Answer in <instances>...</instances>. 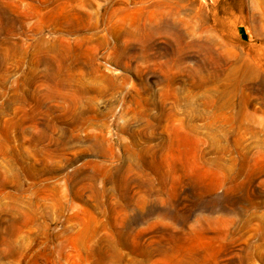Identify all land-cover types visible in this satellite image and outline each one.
<instances>
[{
	"label": "rangeland",
	"instance_id": "374dc122",
	"mask_svg": "<svg viewBox=\"0 0 264 264\" xmlns=\"http://www.w3.org/2000/svg\"><path fill=\"white\" fill-rule=\"evenodd\" d=\"M0 264H264V0H0Z\"/></svg>",
	"mask_w": 264,
	"mask_h": 264
},
{
	"label": "bare ground",
	"instance_id": "6f19581e",
	"mask_svg": "<svg viewBox=\"0 0 264 264\" xmlns=\"http://www.w3.org/2000/svg\"><path fill=\"white\" fill-rule=\"evenodd\" d=\"M169 7L167 3L163 4H157L155 7ZM79 16L77 17H71V16H65L59 23L60 26L63 28H67L69 30L72 29H79L80 27H84V16L78 14ZM166 20H161L159 23L156 24H150L147 26L146 24L142 23V26L140 23L135 24L132 26V28L125 29L122 32H119L116 34V39H117V45L115 47V55H116V60H120L121 57H123L125 48L127 43L129 41L135 40V41H146L144 36H150L155 33H161V31H164V28L166 27ZM94 35V34H93ZM93 35L90 36H83L79 39V43L84 41L86 44L90 42H94L95 45H103L106 43V39L104 38H97L95 41L93 38ZM120 43H123L124 45L120 47ZM68 47L64 48H56L55 49V55L56 57L65 63L68 67V70L71 71L73 68H78L82 67L84 63L87 61V58L84 57L83 55L86 53L85 49H80L82 47H79L80 50L76 49L77 47H72L71 44L67 43ZM113 51V50H112Z\"/></svg>",
	"mask_w": 264,
	"mask_h": 264
}]
</instances>
